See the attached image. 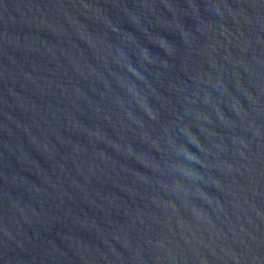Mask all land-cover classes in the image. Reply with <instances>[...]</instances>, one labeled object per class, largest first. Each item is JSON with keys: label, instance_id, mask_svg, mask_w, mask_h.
Listing matches in <instances>:
<instances>
[{"label": "water", "instance_id": "1", "mask_svg": "<svg viewBox=\"0 0 264 264\" xmlns=\"http://www.w3.org/2000/svg\"><path fill=\"white\" fill-rule=\"evenodd\" d=\"M0 264H264V0H0Z\"/></svg>", "mask_w": 264, "mask_h": 264}]
</instances>
